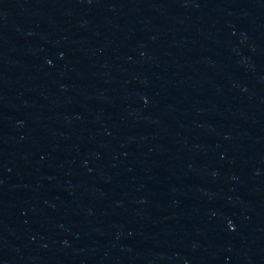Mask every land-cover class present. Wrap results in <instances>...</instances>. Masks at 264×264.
<instances>
[{"label": "water", "instance_id": "water-1", "mask_svg": "<svg viewBox=\"0 0 264 264\" xmlns=\"http://www.w3.org/2000/svg\"><path fill=\"white\" fill-rule=\"evenodd\" d=\"M0 264H264V0H0Z\"/></svg>", "mask_w": 264, "mask_h": 264}]
</instances>
